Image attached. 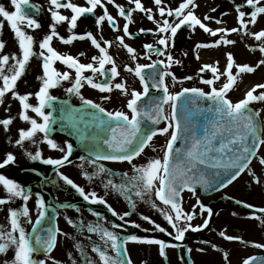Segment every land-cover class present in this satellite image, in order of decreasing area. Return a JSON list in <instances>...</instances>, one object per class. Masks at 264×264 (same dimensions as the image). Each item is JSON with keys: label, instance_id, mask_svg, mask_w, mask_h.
I'll list each match as a JSON object with an SVG mask.
<instances>
[{"label": "snow or ice", "instance_id": "6c2138e0", "mask_svg": "<svg viewBox=\"0 0 264 264\" xmlns=\"http://www.w3.org/2000/svg\"><path fill=\"white\" fill-rule=\"evenodd\" d=\"M150 2L153 7H146L142 0H127L131 7L126 9L123 5L116 4L115 0H85L86 6H80L72 0H48L47 11L52 23L49 25L48 33L43 35L38 43L40 50L38 53L34 50L37 41L26 30L35 32L42 29L43 25L38 17L42 14L43 6L34 4L31 0H10L14 10L9 12L4 5L0 4V18H2L0 32L4 28V22H7L18 43V54H3L6 44L0 41V107L5 105V98L9 93L11 99L17 101L20 106L18 117L9 115L7 118L0 119V126L8 132L17 118L29 125L26 129L18 130L15 146L24 149L26 145H31L35 151H24L23 155L32 162L38 161L43 165L52 166L56 170L55 175L59 181L73 189L83 201L90 205L105 206L112 216L118 217L119 221L123 222L122 224L111 223L106 227L105 217L91 209H89L91 215L97 218L94 224L83 220L77 222L70 217H65L70 227L95 234L99 238V243L91 245V252L96 258L89 256L81 243L75 244L84 264H132L127 256L129 243L159 246L162 257L166 255V248L179 245H170L160 239L138 238L136 235L122 237L119 231L114 230L126 231V226L141 227L140 224L126 220V217H130L133 212L117 213L95 190L86 192L84 187L59 171L71 163L70 157L73 155L74 148L72 143L65 141L61 144L53 138L57 123L64 127L63 121L58 122L53 115L57 111L58 100L51 94L54 89L63 88L68 96L78 97L83 109L76 111L95 110L86 111L94 132L90 136H82L83 146L91 155L86 163L92 166L94 171L91 173L83 171V177L89 182L99 179L106 195L115 193L122 196L128 202L130 209L136 208L137 201L149 203L151 208L162 215L173 231L167 232L165 227L155 223L150 216L144 215L141 219L152 225L156 231L172 236L176 241H183L189 231L199 232L209 227L213 210L197 198L198 188L205 193L220 191L233 184L246 171L253 177L254 183L261 182L256 170L251 166L253 161H256L257 167L264 170V156L258 155L261 147L264 146V121L259 119L260 112L251 109L250 105L264 104V84L253 86L246 92L243 99L235 103L228 96L243 74L255 73L258 68L264 66V58L259 59L255 66L242 65L238 64L234 55L229 52L226 54L227 63L223 71L220 70L219 61H217L215 64H202L196 76H185L179 79L171 69L174 66L182 67V65L180 60L174 59L170 50L175 48L179 31L187 27L193 32L199 28L210 38H217L212 42L197 43L195 49L233 46L236 41L229 37L238 34L257 42L258 46H250L249 51H259L264 57V29L251 30L257 25L258 19L264 16L262 0H246V3L242 5H235V0H230L235 7L238 25L231 29L209 27L206 21L220 25L222 17L214 19L205 15L201 19L196 15V9L199 7L196 0H183L175 8L170 7L165 0H150ZM107 5L116 7L119 17L124 19L122 29L117 20L109 14ZM245 7L251 9L250 15L242 10ZM97 8L103 9V15L96 18L97 28L107 21L112 31L123 32V35L116 36V43L126 50L132 61V64L126 66L124 71L138 78L142 91L135 89L129 91L126 80L113 83L120 76L116 61L108 51L113 41H98L91 31L85 34H74L78 21L86 15H94ZM62 9L70 11L71 15L62 14ZM216 10L212 9L213 12ZM133 13L143 14L155 28H141L135 33L131 32L130 25L134 24ZM228 14L225 12L222 16ZM64 24H67L69 33L67 38L57 31V27ZM149 34L157 39L155 44L142 45L143 55L126 43V39L136 40ZM54 38L63 45H72L78 40H88L98 50L99 55L92 56L90 63H81L79 57L85 56L86 53L81 52L77 57L61 54L52 46ZM183 55L186 56L187 53ZM34 57L41 61L39 67L42 74L37 76L40 86L34 93L20 94L17 91L18 82L26 75L27 68ZM195 58L200 60L198 53ZM141 59L148 60L149 63L141 64L138 62ZM57 62L67 71L58 70L55 67ZM107 65L111 67L106 68ZM204 73H210L211 78H204ZM97 75L102 79L97 81ZM222 77L226 79V82L217 87ZM197 78L200 84L207 86L208 91L201 87H183L179 92H170L169 79L171 87H176L178 84L191 82ZM65 82L71 86L64 88ZM85 86L107 94L103 97L106 101L111 100V93L114 91H119L124 97L130 96L126 103L128 112L108 111L93 100L86 99L81 91ZM32 100L36 103L33 104ZM201 102H207L208 107H199ZM189 105L194 106L195 111L189 113ZM165 106H170L169 114L165 113ZM10 109L11 104H8L5 111L9 112ZM182 110L186 113L183 120L181 119ZM261 110L264 111V109ZM60 111H66V108H61ZM193 116L202 117V119H191ZM162 123H166V126L156 127ZM169 133L170 138L162 159L153 158L143 165L133 163L149 147L155 136L169 135ZM178 140L182 141L181 148L175 147ZM8 143H12L11 139ZM41 145L61 155L58 158L45 157ZM101 148L105 149L103 153L100 151ZM152 151L156 149L153 148ZM16 161L17 156L8 152L0 162V169L15 165ZM100 161L127 162L132 167L133 175L122 173L121 182L116 183L110 178L115 173L99 163ZM79 167L83 169L84 165L81 164ZM105 177L109 178L105 179ZM43 183L55 184L56 181L45 178ZM0 187L5 193V197L0 198V206H9L17 200L22 204L17 208L9 207L8 227L0 224V255H6L9 250L13 252L12 260H4L3 264H61L51 254L58 245V237H68V234L58 227L46 226L54 222L57 217L55 213L49 215L50 209L44 195L40 191L33 193L13 179L6 178L4 174H0ZM185 191L196 198V204L192 206L190 212L185 211L183 207ZM153 195L164 206L163 208L152 199ZM29 201L33 202L36 212L35 221L32 220ZM236 203L253 209V214L247 218L256 219L264 225V208H255L241 201ZM197 207H199L200 215L203 216L206 213L207 218L202 224L193 226L192 221L197 218ZM75 211L79 213L80 209L76 208ZM25 224L32 226L31 231L26 229ZM225 231L220 232L223 239L244 243L239 237L225 235ZM251 246L264 248L261 244ZM213 248L220 251L215 245ZM186 251L191 253L192 250ZM41 255L44 258L38 259ZM223 258L228 261L227 252L223 253ZM243 264H264V260L249 257L244 259Z\"/></svg>", "mask_w": 264, "mask_h": 264}, {"label": "rangeland", "instance_id": "374dc122", "mask_svg": "<svg viewBox=\"0 0 264 264\" xmlns=\"http://www.w3.org/2000/svg\"><path fill=\"white\" fill-rule=\"evenodd\" d=\"M178 1L180 2L181 0H178ZM245 3H246V0H235V5H242ZM262 5L264 6V0H262ZM213 8L217 10L213 12L212 11ZM242 10L245 12L247 11L246 13L250 11L248 7H245ZM225 12L229 14L226 16H222V14ZM206 13H208V15L213 16L214 19H220L222 17V23H221L222 25L224 24L228 27L229 23L231 22L230 24L231 27H238L237 19H236L237 14L235 12V7H234V4L230 2V0H204V7L203 9H201V15H205ZM260 28H264V17L263 16H261L258 19L257 25L251 30L257 31V29H260ZM195 32L193 36L194 49H195V44L197 43H203L205 41L210 42L211 40H213L212 38L207 36L205 33H203V31L200 30L199 28H197ZM229 38L231 39V37ZM0 39L4 40L2 38ZM240 40H241V46L243 48H245L246 45H248L247 50L251 56L250 58L248 54L244 55L245 54L244 51H241V52L237 51L238 53H240V60L242 62L247 61L245 64H248V65H250L253 62L251 66H255L257 62L259 61V59L264 58V57H262V54L259 53V51H257V53L253 55V53L249 51L248 48L253 45H258L257 42H255L254 40L250 38L242 37V36H240ZM234 47L235 45L226 46L225 53L230 52L228 50ZM236 50H237V47L235 48V51ZM225 53H223L222 55L220 54L217 60L221 58L224 59ZM3 54H6V53H3ZM212 56H215V55H212ZM201 62L202 60H199V61L195 60L193 62L192 67H191L192 76H196L199 68L201 67L200 65ZM206 62L210 64L213 63L212 60L210 59H208ZM30 74L25 75L22 78V80L18 82L17 91L20 94H26L28 92L34 93L35 90L39 88L40 85H33V83H31V80H30L31 77H29ZM203 75L205 78H208L211 74L204 73ZM241 80H242L241 82L242 85L240 86V89L233 90L236 93L232 91L231 93H229V96H228V98L231 99L234 103L244 98L243 94L246 93L245 92L246 90H251L253 86L258 85V84H264V66H261L260 68H258L255 74L253 73L250 79L242 78ZM245 80H247L246 82H249V84H245L246 83ZM198 82H199V78L194 79L195 85ZM54 93H55V90H52L51 94L53 95ZM6 97L11 100L13 109L19 112L20 111L19 103L11 99L10 93ZM31 102L33 104L36 103L35 100H32ZM113 104H115V102L111 103V105ZM5 105L7 104L5 103ZM5 105L3 107H0V119H3L5 115L7 116L11 115L10 111L9 112L5 111V108H6ZM254 106L258 107L259 109H264V104L262 103H255ZM165 126L166 124H164V126L162 125V127H165ZM18 127L20 128L25 127V123H23L22 127L19 123ZM27 127H29V125H27L26 128ZM11 128L12 127H10V130ZM20 128L17 129V133ZM15 129L16 128L14 127V131ZM8 135L10 136L9 139H11L12 143H8L9 139L5 140V142H0V148H1L0 149V162L3 161V159L5 158V154L8 152L13 153L14 155H19L21 157L20 159L17 158V161H16L17 163L24 162L26 159V157L23 155L24 151L34 152L35 149L31 145H26V147L22 150L20 148H17L15 146V141L12 140L11 131L5 132L3 127L0 126V139H2L3 137H8ZM53 138L61 144H63L65 141L70 143L69 138L60 136L58 134H53ZM169 138H170V133L169 135L155 136L152 142H150L149 147L146 148L144 153L140 157L135 159L133 163L136 165H143L148 160H151L153 158L161 159L163 151H164V147ZM27 148H31L32 150H27ZM41 148L43 149L45 157L57 158L61 155L58 152L49 151L46 146L41 145ZM153 148H155L156 151H152ZM258 155L264 156V146L261 147ZM33 164L37 170H33L34 175L32 177L34 181L39 182V186L35 187L36 185H33L32 192L33 193L37 191L42 192L43 182L41 181V179H39V177L35 175V173H40L39 170L42 169L43 170L41 171L42 173L49 174L50 166L47 165V167H45L43 166L42 163L38 161L33 162ZM81 164L84 165L83 169L79 167ZM104 166L112 170L113 173H115V175L110 178H112L116 183L121 182L122 173L126 172L128 173L129 176L133 175L132 167L127 162L109 163ZM251 167H253L256 170L257 176L260 177V181H261L260 184L254 183L252 181L253 177L249 176L246 171L238 181H236L232 186H230L229 188H227L226 190L220 193H217L207 198H200L198 194H196L197 198H199L204 203L205 206L211 205L213 207H216L215 211H218V214H216L215 217L213 216L211 218L213 222L212 226H210L208 229H204L205 231L204 230L199 231V232L189 231L188 233H186L185 239L181 241L180 243L174 240L172 236H168L165 233H160L156 231L152 225H149L146 221H143L141 219V216H144V215L150 216L151 219L155 221V223L160 224L161 227H165L167 232L173 231V229L169 225H167L162 215L159 212H157L155 209L151 208L149 203L137 201L136 208L130 209L128 202L122 196H118L115 193H109L106 195L105 192H102L101 190H104V188L99 179L95 180L94 182H89L83 177V180L86 182V185L93 184L94 185L93 187H96L97 189V193L103 194L107 200L109 199V197H111L112 207L114 208V210H116L117 213L123 214L126 211L133 212V214L130 217H126V220L140 224L141 227L134 228V227L126 226L127 228L126 231L114 230V231H119L122 237H126L128 235H136L138 238H145V239H160L164 241L169 239L170 242L176 241L178 245H181L182 243V246L179 249L172 250L171 247L166 248L165 254L169 253V255H165L164 257H162L158 251L159 246L129 243L127 245V256L128 258L131 259L132 264H141L140 260L142 259V256H143L142 254H144V264H189L187 260V256L184 254L187 248H191V249L198 248L203 245H210L212 246V248H213V245H215L216 248L220 249V251L214 250L213 252H211V255H210L209 251H211V249L208 247H204L202 249H193L191 252L192 253L191 260L193 261V264H214L216 261V258L217 257L220 258L224 252L228 253V261H227L228 263L226 262L225 264H239L242 258L246 257L247 255H250L256 249H259V248L252 247L247 244L250 243L251 245H253V244L264 243V225L260 224V222L256 219L247 218L252 214L240 209L239 206L235 204L236 201H241V202H246V203L253 204V205H257L259 203L258 204L259 206L261 207L264 206V205H261L263 204V202L259 198V195H261L264 198V170L259 169L257 167L256 161L253 162V165ZM15 168L20 170L22 167H15ZM7 170L12 171L14 169H7ZM7 170L5 171L1 170V172L7 175V173H9ZM85 170L88 171L89 173L94 171L93 167L86 163V160L76 159V161L73 162L69 167L63 168L60 171L63 172L67 176H72L76 174L81 175L82 172ZM19 173L20 171H17V176H15L16 175L15 173L12 176L16 177V179L18 180ZM53 176H56V175L53 173ZM107 178L109 177H105V179ZM55 179L59 181L58 177H56ZM57 181H56V186L54 184H50V186L53 187L50 189H52L54 194H56L57 189L58 190L62 189L63 192L66 193L65 196H61L59 199H64V198L70 199L74 196L78 197V195L74 194V192L72 191L73 189H71L67 185H64L62 181H59V182ZM0 194H4V190L2 189V187H0ZM54 194L50 193L48 198L46 197L49 200V202H52L53 199L55 200ZM152 199L155 200L156 204L159 207L163 208V206L158 204V202L156 201V199H154L153 196H152ZM195 204H196V198H194L191 193H185L183 196V207L185 211L190 212L192 209V206ZM21 205H22L21 201L17 200L14 204H11L9 206H14L15 208H17V207H20ZM29 208L32 213V218L33 216L35 217L36 212L33 206V202L29 205ZM196 211H197V218L192 221L193 226L202 224L203 220L207 218L206 213L203 216L200 215L199 207H197ZM233 213H235V215H233ZM66 216L72 218L73 220H77L75 218L76 215H74L73 212H70V211L62 212V218L60 222L62 223V226L64 228L65 226L70 227L65 220ZM106 218H107L106 219L107 226H110L111 223H118V224L123 223L119 221L118 217H114V216L112 217L110 215H107ZM25 225L27 226L28 224H25ZM70 228L72 229V227ZM73 229H72L73 232L70 231V233H68V239H70L71 237H75L76 239L71 238L72 243L66 244L68 243L67 238L65 237L64 239L62 236H60L58 240V245L55 251L51 254L52 257L60 261L61 264H84L83 258L80 256L79 251H77V249L75 248V244L79 242L85 248L89 256L96 258L95 254L91 252V245L94 243H99V240H97L95 236H88V235L87 237L88 238L91 237V239L83 240L80 236L81 233L79 234L75 232ZM144 229H148V231H144ZM224 230H226L225 233H227L230 236H236L238 233L242 234L243 236L242 241L244 243H241L240 241H235V240L227 241L223 239L220 236V232ZM202 243L203 245H199ZM245 245H247L246 249L244 248ZM8 252L13 256V252L11 250H9ZM111 254L114 255V253H111Z\"/></svg>", "mask_w": 264, "mask_h": 264}, {"label": "water", "instance_id": "95a60500", "mask_svg": "<svg viewBox=\"0 0 264 264\" xmlns=\"http://www.w3.org/2000/svg\"><path fill=\"white\" fill-rule=\"evenodd\" d=\"M65 102L67 103L65 104ZM56 103H58V108H57V111L53 113V115L58 122L63 121L64 123V127H61L60 123H57L60 127L59 130L69 135H72L78 141L79 146L82 149H85L82 143V136L84 137L90 136L94 132L93 125L90 122L89 117L86 115V111H76V110H79L80 108H74L70 106L68 101H57ZM202 104L204 103L201 102L200 105ZM61 108H66V111H63V112L60 111ZM87 111H95V110H87ZM193 111H195V108ZM77 112L81 115V117L79 119H74V115ZM191 119H194V120L202 119V117L195 116L194 118H191ZM105 135H108V134L105 133ZM100 151H105V149L101 148ZM200 190H201V194L205 193L203 192L202 189ZM49 226L55 227V222H52Z\"/></svg>", "mask_w": 264, "mask_h": 264}, {"label": "flooded vegetation", "instance_id": "af4514ba", "mask_svg": "<svg viewBox=\"0 0 264 264\" xmlns=\"http://www.w3.org/2000/svg\"><path fill=\"white\" fill-rule=\"evenodd\" d=\"M157 18H158V16H157ZM43 21L45 22L46 25L48 24V22H47L46 19H44ZM87 22H88V26H87L88 31H91L94 34L95 24L92 23V22H89V21H87ZM79 23H81V21ZM79 26H80V24H79ZM154 28H155V26H154ZM153 38H154V41L157 39V37H154V36H153ZM82 210H83V208H80V211H82ZM80 220H83L86 223H90L91 222L90 219L86 215L85 216H82L80 218ZM92 223L94 224V223H96V221H94Z\"/></svg>", "mask_w": 264, "mask_h": 264}, {"label": "bare ground", "instance_id": "6f19581e", "mask_svg": "<svg viewBox=\"0 0 264 264\" xmlns=\"http://www.w3.org/2000/svg\"><path fill=\"white\" fill-rule=\"evenodd\" d=\"M196 2H198V4L200 5V0H197ZM264 17V16H263ZM213 27V29H215L214 28V26H212ZM221 50V49H220ZM35 67L36 66H33V69H35ZM5 103L8 105V104H11V100L9 99V98H5ZM10 110H12V112H13V115H16V116H18L17 115V111L16 110H14L13 109V106H12V104H11V109ZM19 113V112H18ZM13 135H16L14 132L12 133ZM217 262L216 263H218V262H220V259L219 260H216Z\"/></svg>", "mask_w": 264, "mask_h": 264}]
</instances>
